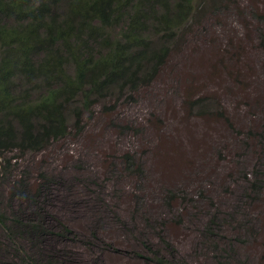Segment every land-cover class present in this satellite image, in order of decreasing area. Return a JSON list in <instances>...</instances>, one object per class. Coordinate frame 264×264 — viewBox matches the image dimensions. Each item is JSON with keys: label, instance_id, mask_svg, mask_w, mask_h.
Masks as SVG:
<instances>
[{"label": "rangeland", "instance_id": "1", "mask_svg": "<svg viewBox=\"0 0 264 264\" xmlns=\"http://www.w3.org/2000/svg\"><path fill=\"white\" fill-rule=\"evenodd\" d=\"M195 7L150 86L46 153L10 154L0 264H264V0Z\"/></svg>", "mask_w": 264, "mask_h": 264}, {"label": "trees", "instance_id": "2", "mask_svg": "<svg viewBox=\"0 0 264 264\" xmlns=\"http://www.w3.org/2000/svg\"><path fill=\"white\" fill-rule=\"evenodd\" d=\"M195 1L0 0V174L11 169V153H46L150 86L197 11ZM24 184L17 188L25 191ZM30 217L19 223L23 233L43 234L38 214ZM7 220L0 211L3 229Z\"/></svg>", "mask_w": 264, "mask_h": 264}]
</instances>
